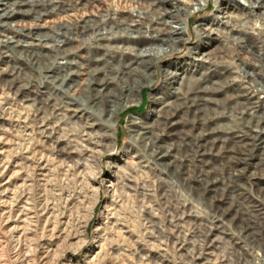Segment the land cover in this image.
Segmentation results:
<instances>
[{
  "label": "rangeland",
  "instance_id": "374dc122",
  "mask_svg": "<svg viewBox=\"0 0 264 264\" xmlns=\"http://www.w3.org/2000/svg\"><path fill=\"white\" fill-rule=\"evenodd\" d=\"M20 1L31 5L36 0ZM38 1L42 4L48 0ZM170 1L176 7L181 6L176 11L184 8L191 10L186 5L195 4L194 0ZM170 1L166 0L163 6ZM158 2L162 1L84 0L67 11L49 12L39 18V21L23 16L3 25L10 30H7L6 35H12V31H25L35 27L60 31V28H74L86 19L90 23L98 19L113 34L118 31L116 36L110 33L107 35L115 38V41L97 42L95 35L87 34L80 36L79 41L73 42L75 45L70 44L68 47L76 46L80 49L78 62H84V58L101 57L104 62L99 64L100 68L110 71L123 62L130 61L134 53L131 51L134 46L132 44H136L134 47L138 48L147 44L162 45L160 41L149 42L150 39H145L146 36L143 37L142 34L138 36L135 33L133 36L138 39L132 38L123 33L122 26L117 25L121 21L139 23L144 20V27H153L158 14L152 16L148 10L153 3L155 7L160 5ZM169 7L172 8V5ZM217 7L216 1L210 0L209 7L193 14L187 28L189 40L181 42L177 49L170 50L153 62L148 71L149 76L144 79V83H148L150 79L152 82L139 89L135 100L125 103L119 114L112 119L116 134L113 146L108 141L102 146H96L88 141L81 121L22 99L26 90L35 92L44 85V68L42 74L28 71L24 75L23 82L19 84L23 95L11 90L5 79L0 78V264H264V152L252 151L258 149V142L252 143V149H245L249 156L247 159L243 157L245 152L236 156L243 157V163L239 166L242 178L238 182L232 181L229 184L230 170L225 166L227 162L218 161L216 172L209 176L218 174L227 183L220 185V190L214 192L204 181L206 176L203 179L198 172L200 166L205 169L203 163L195 157L198 148L191 147L198 143L184 141L192 140L204 131L209 132L212 127L219 128L222 132L232 131L235 135L246 136L244 131L260 135V131L264 129V125H258L256 121L264 114L262 97L256 94L261 103L257 102V97L252 102L248 101L245 93L248 84H255L251 77L248 79L243 73L246 62L253 63V56L249 54V62L243 60L239 52L249 53L246 49L245 51L238 45L233 47V42L223 41L225 45L220 42L218 47L209 50L216 53L223 47L224 51L219 53L223 58L213 64L208 62V65L199 58L201 56L197 59L199 62L195 60V51L203 50L197 25L210 22L215 13L219 12ZM135 8L137 9L134 10ZM224 10L225 5L222 3L220 11ZM146 13L147 18H141ZM189 16H183V19L186 20ZM243 16L245 17L235 25L229 21L226 24L245 32L247 30L243 18L246 15ZM168 17L165 14L162 20L166 22L155 24L154 27L167 29V21L170 20ZM257 21L260 22L258 27L247 22L251 27L250 32L263 27L262 20L257 18ZM34 25L38 26L32 27ZM225 31L222 34L225 35ZM231 32L229 30L228 33L232 35ZM122 36L130 37L131 45L122 43L125 41ZM3 37L0 35V38ZM69 37L75 38V35L71 34ZM228 37L229 34L227 39ZM101 44L106 45L99 48ZM234 52L236 55H233ZM16 55L18 58H28L20 52H16ZM243 56L248 57L246 53ZM66 61L64 58L58 60L62 63ZM228 65L230 85L228 87L226 84L217 94L216 91L213 92V89L219 87L215 82L228 77L226 69H223ZM5 66L1 63L0 69ZM164 69L181 73V78L169 84L165 80ZM194 82H199L198 87H209L208 92L200 95L212 100L208 102V112L215 111L212 107L217 103L222 110L229 108L233 98L235 100L232 102L237 105L234 104V109L227 110V117L206 123H201V116L196 123L194 111H188V107L183 111H172L176 115L170 127L175 135H171L173 137H169L170 141L167 140V143L172 145L177 139L178 143L184 141L189 153L183 150L179 155L184 156V160L190 159L189 162L184 161L187 164L179 167L175 173L171 167L161 164L151 152L146 144L147 139H141L137 132H133L141 127H135L132 120L141 122L140 125H149L154 119L158 120L156 114H160L159 102L163 99L167 102L168 99L173 103L180 94L183 95L198 85ZM173 87L183 90L177 95ZM258 91L256 89L252 94ZM74 94L75 98L88 99L84 86H80ZM197 95L198 93L191 94L190 98ZM249 104L251 107H258L251 110L248 109ZM244 112L247 116L243 118ZM96 113L101 111L97 110ZM206 113L205 111L204 114ZM163 130L162 126H158L157 134L163 136ZM167 143L162 142L164 145ZM236 162H240L239 159ZM188 163L190 166H187ZM224 210H230V213H222ZM245 212L247 215L242 214Z\"/></svg>",
  "mask_w": 264,
  "mask_h": 264
},
{
  "label": "bare ground",
  "instance_id": "6f19581e",
  "mask_svg": "<svg viewBox=\"0 0 264 264\" xmlns=\"http://www.w3.org/2000/svg\"><path fill=\"white\" fill-rule=\"evenodd\" d=\"M83 1L84 0H48L47 2L39 4L40 2L36 0L32 3L29 2L31 5H27L26 1L0 0V35L4 36L3 38H0V64L3 63L6 65L4 68L0 69V78L5 79L6 85H8L11 90H14L16 93L20 95H23V92L21 90V85L19 84L23 82V78L25 77L24 75L28 73V71L33 72V73L34 72L41 73L42 69L44 68L42 71V73L44 74L42 75L43 76L42 78H44V80H42V84L44 85L40 89H38V91H35V92L26 90L27 92L25 93V95H23L22 99H24V101L26 100L34 104L41 105V108L42 107L48 108L60 115L68 116L71 119L75 118L77 119V121H81L82 123H84L85 136H87L88 141H91L96 146L98 147L102 146L104 142L106 141H108V143L110 142V146H113L116 134H115L114 123L112 119L115 118L117 114H119V111L122 110L121 108L123 107L125 103H130L135 100V96L137 95V91L139 89L144 87L146 84H150L152 82V80L150 79L148 83H144V79L149 76L148 71L150 70V67L153 64V62L156 59L161 58L163 55L167 54L170 50L177 49V47L180 45L181 42H185L186 30L183 26L185 22L184 21L185 18L183 19V16L188 17L190 15L188 18V20H190L193 9L192 7L186 5L191 10L184 8L183 10L176 11L177 7H181V6L179 5L176 7L174 4H172L170 0H169L170 1L169 4L166 6H163L166 0H161L162 2L160 3L158 2L157 4H160V5H158L157 7H155V4L153 3V6H151L150 10L148 11L152 13L151 14L152 16L153 14H158V16L155 17L154 21L152 20L154 25L160 24L161 22L162 23L166 22V20L164 21L162 20L164 19L165 14L169 16L168 18L170 20L167 21L168 25H166L167 29H164V30L156 28L154 27V25L151 28H149V26L144 27V24H145L144 20H140L139 23H137L136 21H132L131 23H128V22L125 23L123 21L118 22L117 25L122 26L121 30H123V33L128 34V36L131 35L132 38L138 39V37H134L133 34L137 33L138 36L142 34L143 37L146 36L145 39L147 40L150 39L149 42L160 41L162 45L155 46L154 44L152 45L147 44L142 48H138V47H134L136 44H132L134 46H132L133 50L131 51H133L134 53L132 54L133 57L130 59V61L123 62V63L121 62L122 63L121 65L114 68L116 70L110 69V71L107 69H103V67L100 68L99 64L103 61V58L101 57L94 58L95 57L94 56L93 58H87V59L82 58L84 62L82 61L78 62L77 57H79L78 53L80 49L76 46L68 47V45L70 44L75 45L73 42H76L77 40L79 41L80 36L87 35V34L95 35L97 37V42L98 41L103 42L107 40L115 41V38L108 37V36L110 34H112L113 36H116V34H118V31L117 32L114 31L115 33L113 34L112 33L113 31H110L111 29L107 30L104 27V23L99 22L98 19L97 21L93 23L92 22L90 23V20L86 19L80 22L79 24H76L74 28L69 29L67 27L68 29L64 28L65 30H62L60 28V31H57V30L47 31L43 28L35 27V28H31L25 31H12L11 30L12 35H6L7 30L9 29L4 28L3 24H10V22L18 20V17L28 16V17H32L33 19L38 20L39 18H41L42 16H44L45 14L49 12H53L55 10L67 11L70 8H73L77 6L78 4L82 3ZM195 1L199 5L202 6L205 0H195ZM261 4H263L262 0H249V2L246 4V7H247V10L249 9L248 11L250 12L247 11L245 13L236 15L235 17L237 18V21H235L234 23L233 21H230L232 20L234 16L224 15L222 17H219L220 21L215 23L216 25L210 24V26H216L215 28L210 27V26H207L205 28L207 36H212L213 34L220 35L222 34V32H224L227 29L225 31L226 34L225 35L223 34V36H226L225 39L223 40L220 39L218 42L219 43L221 42L222 44L225 45L226 43H224L223 41L227 43L228 41H230V42H233V44L231 43L233 47H235V45H238L243 50L246 49L249 53L244 52V51H240L239 53H240V57L243 60H246L248 62L251 59L250 55L253 56L252 58V60H254L253 63L248 64L246 62V65H245L246 69L243 72L244 75L248 77V79H250L249 77H251L255 81V82L252 81V83H255V84H252V85L248 84L246 86L248 90L245 88L246 92L244 91L246 93V96L248 97V101H252V102L254 101V98L257 97V95H259L258 97H262L261 99L264 102V16H263L264 12L262 15H259L258 13L255 14L256 8H259ZM169 5H172V8L169 7ZM262 8H264V6H262ZM244 14L246 15V18H243L245 19L244 26L247 30L245 32L242 29L236 30L234 28L235 26L234 27L232 26V25H235L236 22H238L240 19L242 20V17H245L243 16ZM250 15H255L257 23H260L257 21V18L260 21L262 20L261 22L263 23V27L261 29L259 27V29L256 30V32H254V30L251 32L249 31L251 27L249 26L250 24L247 22L250 21L251 25H254L251 22ZM147 16L148 14L146 13V16H142L141 18L146 19ZM227 17L229 19H226ZM225 19L227 21H225ZM228 21L232 25H227L226 23ZM169 22H172V23L177 22V23L175 26H173ZM259 25L255 27H258ZM8 27H11V26L9 25ZM162 27H165V26L163 25ZM143 28L145 29L143 30ZM216 29H220V30H216ZM221 30L223 31L220 32ZM229 30L233 32L232 35L228 33ZM108 33L110 34L108 35ZM227 33L229 34L228 39H227V35H228ZM71 34L72 35L74 34L75 38H70V37L68 38V36ZM122 39L125 40L122 43L131 45L130 37L123 38L122 36ZM140 41L141 40L138 41V44ZM142 41L144 42L145 40H142ZM104 46L103 44H101L99 48H104ZM216 47H218V45ZM253 48H255V50ZM209 50L211 49L201 51V52H198L196 50L195 60H197L198 57L201 56L199 58L205 61L208 65V62L210 64H213L214 62L218 61L219 58H223V56L219 54L220 51L221 52L224 51L223 47L222 49H218L216 53L214 52V50L213 51H209ZM16 52H20L21 54H26V57L28 58L26 59L18 58V56L16 55ZM242 53H246L250 55L248 58H244L242 57ZM233 55H236L235 52L233 53ZM62 58H64L65 61L66 60L67 61L63 63L58 62V60ZM197 62L199 61L197 60ZM229 66L230 65H228V67L223 68V69H226L228 73V77L224 78L225 80L223 81L220 80V81L215 82L217 83L216 85H218L219 87L218 88L216 87V89H213V92L216 91L218 94V92L222 91L221 89H223V87L226 84H228V87H229L230 85ZM164 75L166 78L165 80L169 81V84H171L172 82L175 83L177 81V78H181V73L173 72V71L166 70V69H164ZM133 76L134 78H132ZM181 80L184 81V78H182ZM207 80H209V77L207 78ZM120 81L123 82L125 85H123ZM232 81L231 83L233 84ZM194 83L198 85L193 86V88H190V90L186 91L183 95L180 94L181 90H183V89H179L181 86L177 88L173 87V89L175 90L174 93L177 95L180 94V96L177 99L175 98L176 100L174 99L175 101H173V103L171 101H168V99H167V102H166V99H163L165 100L166 103L163 100L159 102V105L161 107L160 112H159L160 114H156L158 117V120L154 119L156 121L153 120V123H150L149 125L147 124L140 125L141 122L136 123L132 120V124L135 127H138V126L141 127V129L137 131L135 128H133L135 129L133 130V132L134 131L137 132V136H140L141 139H144V140L147 139L146 144H147V147H150L151 152L155 156L158 157L161 164H164L167 167H171L172 169H174L175 173L179 167L187 164L184 161L186 162L190 161V159L184 160L183 158L185 157L179 155L180 153L183 152V150L186 153H189L188 148L186 147L187 144L185 142L187 143L195 142V144L198 143L197 146L193 145L191 147L198 148L197 152L195 153V157H198V161L201 164L203 163L202 166L203 168H205V169H202L200 166V169L198 171L199 175H201L203 179H204V176H206V179H204V181L206 180L208 186L211 187L210 189L212 191L218 192L220 190L219 188L220 185L227 183L226 181L221 180L218 174H212L211 176H209L210 173L216 172V169H217L216 167H218V161L227 162V165L225 166H227L228 169L230 170L229 172L230 174L228 177V180L230 181L229 184H231L232 181H235V182L240 181V179L242 178V174H241L242 172L239 169V166L243 163V160H242L243 157H245V159L249 157L248 154H246L245 149H249L250 147L252 149V146H253L252 143L258 142L257 143L258 149H255L252 151L257 152V153L264 152V142H263L264 141L263 140L264 129L260 131L261 132L260 135L255 134V133L251 134V131L250 132L244 131L247 134L246 136L243 134L235 135L232 131L222 132L221 130H219V128L212 127L209 130V132L204 131V133L197 135L195 138L192 137L193 138L192 140L184 139L185 142L179 141L178 143L177 141L178 139H177L174 144L168 145L167 140L168 142L170 141L169 137L172 138L173 136L171 135H175L173 133V130L171 129L172 127H170V123L173 120V117L176 115L172 111H175V112L183 111L186 107H188L186 108V109H189L188 111L190 110L194 111L193 117L196 120V123H198L200 116L202 117L200 119L201 123H206V121L209 122V120L214 122V121H218L220 118L227 117L226 116L228 113L227 110L234 109L235 107L234 104H236V102L235 103L232 102V100H235L233 98L229 103L230 104L229 108L226 107L224 108V110H222L220 104L216 102L217 105L212 107V110L214 109L215 111L208 112L207 111L208 106H209L208 102L212 100L205 99L201 96L205 92H208L207 89L209 87H207V89L204 87H198L199 82H194ZM116 85L118 86V88H116ZM80 86H84L85 91H87V94H88L87 100L86 99L81 100L79 98H75L74 93ZM255 88L259 91L255 94H252L254 93L253 91H256ZM195 93H198V95L196 97L193 96L191 99L190 95L195 94ZM205 97H209V96H205ZM258 97H257V102L261 103ZM256 107L258 106L256 105V106L251 107V104H249L248 109L256 110ZM97 110H100L101 113H96ZM205 111L207 112L206 114H204ZM243 111H244V108H243ZM257 111H258V108H257ZM154 112L155 111H153L152 114H154ZM245 116H247L246 112H244L242 117L244 118ZM231 117L232 116H230V118ZM147 118H149V116H147ZM256 121L258 125L260 124L264 125V114L261 115V117L257 118ZM247 125L249 124L247 123ZM156 126L157 127L162 126L164 128L163 136L157 134ZM262 133L263 135H261ZM162 142H166L167 145L162 144ZM241 154H243V157L236 158V156L241 155ZM236 159H239L240 162L237 163ZM231 162L236 163V165H234ZM187 166H190V163H188ZM214 166L215 168H212ZM210 169H213V170L209 171ZM248 211L250 212V210ZM225 212L229 214L230 210L229 211L224 210L222 213L226 214ZM242 212H244V210ZM242 214L247 215V212L242 213ZM222 217L224 218L226 217V215Z\"/></svg>",
  "mask_w": 264,
  "mask_h": 264
},
{
  "label": "built area",
  "instance_id": "2783aa9c",
  "mask_svg": "<svg viewBox=\"0 0 264 264\" xmlns=\"http://www.w3.org/2000/svg\"><path fill=\"white\" fill-rule=\"evenodd\" d=\"M195 1V0H194ZM216 1V4L218 5L217 9L219 10V12L217 11V13H215V17H212L211 21H207V22H201L197 25V34H198V37H199V41H200V44L203 48V50H200V51H205V50H208L210 48H214L215 46H217L219 44V40L220 39H225L226 36H223V34H220V35H215L213 34L212 36H207V33H206V30L205 28L207 26H210V24H214L216 25L215 23H217L218 21H220L219 17H222L224 15H232L234 16L232 18V20L230 21H233V23L235 21H237V18L235 17L236 15H239V14H242V13H245L247 12V7H246V4L249 2V0H215ZM263 1V4H261V6H259V8H256V11H255V14H259V15H262L263 12H264V8H262V6H264V0ZM224 4L225 5V10L224 11H220V5L221 4ZM210 6V0H205L201 5H199L196 1H195V4L194 6H190L192 7L193 11H192V14H191V17L193 16V14H195L196 12H201V11H204L206 7H209ZM139 8V7H137ZM135 8V9H137ZM141 8V7H140ZM260 9V10H259ZM133 12V11H132ZM250 12V11H248ZM120 13V12H119ZM131 13V12H130ZM31 19V18H30ZM191 19V18H190ZM226 19H229L228 17ZM225 19V21H227ZM250 19H251V22L254 24V26H257L259 25L260 23H257L256 22V17L255 15H250ZM33 20V19H32ZM39 21V20H37ZM224 21V20H223ZM169 23H172V22H169ZM177 23V22H176ZM176 23H172L173 26L176 25ZM14 24H12L13 26ZM35 26H38V25H34L32 27H35ZM41 26V25H39ZM184 28L186 30V36H185V42L189 40V35L190 34H187V28H189L190 26V20L186 19L185 22H184ZM43 27V26H42ZM18 28H22V27H18ZM26 28V27H25ZM44 28V27H43ZM252 30V29H251ZM221 37H224V38H221ZM214 41H217L216 43ZM214 42V43H213ZM204 43V44H202ZM207 43V44H205ZM245 53H242V57H244ZM248 55V54H247ZM249 57V55H248ZM248 57H244V58H248Z\"/></svg>",
  "mask_w": 264,
  "mask_h": 264
}]
</instances>
